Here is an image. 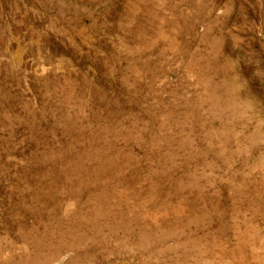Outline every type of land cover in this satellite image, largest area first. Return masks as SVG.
I'll return each mask as SVG.
<instances>
[{
  "label": "rangeland",
  "instance_id": "obj_1",
  "mask_svg": "<svg viewBox=\"0 0 264 264\" xmlns=\"http://www.w3.org/2000/svg\"><path fill=\"white\" fill-rule=\"evenodd\" d=\"M32 261L264 264V0H0V264Z\"/></svg>",
  "mask_w": 264,
  "mask_h": 264
},
{
  "label": "bare ground",
  "instance_id": "obj_2",
  "mask_svg": "<svg viewBox=\"0 0 264 264\" xmlns=\"http://www.w3.org/2000/svg\"><path fill=\"white\" fill-rule=\"evenodd\" d=\"M217 106V105H216ZM30 264H33V261L32 262H30Z\"/></svg>",
  "mask_w": 264,
  "mask_h": 264
}]
</instances>
